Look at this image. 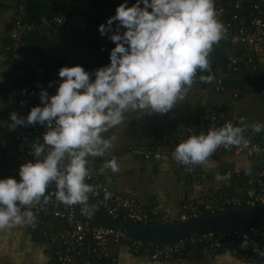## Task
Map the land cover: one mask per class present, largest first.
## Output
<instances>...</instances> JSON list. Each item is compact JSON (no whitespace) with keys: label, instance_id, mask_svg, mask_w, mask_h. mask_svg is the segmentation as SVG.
<instances>
[{"label":"clouds","instance_id":"1","mask_svg":"<svg viewBox=\"0 0 264 264\" xmlns=\"http://www.w3.org/2000/svg\"><path fill=\"white\" fill-rule=\"evenodd\" d=\"M214 3L134 0L128 6V0H123L98 25L99 34L114 43L109 63L92 71L80 65L60 67L58 77L62 79L54 94L41 88L40 104L31 107L26 116L9 114L10 129L39 124L45 131L43 143L31 145L35 162L19 167V179H0V230L32 224L31 206L42 198L44 203L54 196L68 206L92 207L88 201L94 188L85 182L89 177L87 158L102 157L113 147L116 135L106 138L104 134L125 124L126 113H168L185 101L197 70L210 72L209 54L224 33ZM212 79V75L199 76L206 83ZM4 123L0 121V125ZM251 128L258 133L264 124L257 122ZM244 131L227 122L206 134L191 135L175 146L172 158L185 166L204 164L218 147L246 143ZM103 168L119 171L115 158L106 161L101 171ZM250 172L249 166L245 174ZM52 182L55 190L48 192ZM246 243L245 238L242 246ZM257 253L264 256V251L257 249Z\"/></svg>","mask_w":264,"mask_h":264},{"label":"built area","instance_id":"2","mask_svg":"<svg viewBox=\"0 0 264 264\" xmlns=\"http://www.w3.org/2000/svg\"><path fill=\"white\" fill-rule=\"evenodd\" d=\"M132 3L134 0H128V6ZM119 4L104 1L100 10L115 11ZM214 7L217 18L224 26L221 40L228 44L225 52V70L212 74L213 79L209 83L199 80L201 74L197 70L193 84L210 87L217 92H225L235 101L244 91L228 86L225 82L243 65L245 71L249 70L248 83L253 84V89L249 93L264 99V75H260L262 71L264 72V66L258 62L264 59V0H215ZM63 25L61 16H56L51 21H43L39 25L25 22L22 4L14 12L11 27L5 33L4 42L0 44V51L6 54L8 63L7 75L2 83L7 103L0 105V112L7 119V129L0 131V163L23 165L26 162H35L31 155V145L34 142L42 143L44 127L39 124L17 126L15 129L8 127L11 123L9 119L11 112L17 113L18 116H26L31 107L40 104L38 94L42 87H38L33 82L34 69L25 57L24 36L39 28L46 29L49 26L62 28ZM43 89L52 95L56 87ZM232 109L230 113L222 109L204 111L197 117L190 118L184 129L185 137L206 134L208 130L223 127L227 122H231L234 126H242L243 117L234 115ZM178 136L173 140L178 141L183 137ZM244 139L246 143L239 146H220L216 151L230 150L234 153H244L251 159L264 154V132L258 139H250L246 136ZM158 142V136L154 131H150L146 139L124 147L120 154L121 156L141 155L144 159L153 158L156 155L151 147ZM255 148H259V151ZM172 152L171 149L169 151L171 158ZM102 157H106V154ZM93 158L96 157L87 158L89 177L85 182L93 186L94 191L89 194L106 214L145 225L173 222L165 214H153L150 203L142 195L118 193L103 184L93 164ZM179 165L181 176L185 179L200 183L205 177L203 173L197 172L198 165L185 166L180 163ZM235 176L240 184V193L227 194L213 190L207 195L187 199L182 202L178 219L175 221L264 203V166L252 165L249 174H245L243 170L235 173ZM2 178L6 177L0 179ZM14 178L19 179V177ZM54 190L51 188L48 192ZM106 192L110 194L108 199H105ZM82 209H85L84 205L68 206L57 201L54 196L47 203H44L42 198L39 203L31 206L35 220L32 224H28V229L32 235L43 239L51 247V264H119L117 250L121 245L127 246L134 254L166 262L196 249L200 243L205 244L206 262L212 260L219 252L229 250L244 260H258L264 264V256L257 253V249L264 251V224H259L261 222L156 243L136 239L106 227L94 220L91 208L83 211ZM23 210L24 206H21V211ZM245 238L247 243L242 246Z\"/></svg>","mask_w":264,"mask_h":264},{"label":"crops","instance_id":"3","mask_svg":"<svg viewBox=\"0 0 264 264\" xmlns=\"http://www.w3.org/2000/svg\"><path fill=\"white\" fill-rule=\"evenodd\" d=\"M104 1L118 4L122 0H0V44L4 42L14 12L21 4L27 22L40 21L39 25L46 19L51 21L61 16L64 24L62 28H39L24 36L25 57L34 69L33 82L42 88L56 87L62 79L58 77V69L62 66L80 65L86 71H92L109 63V50L114 47V43L107 36L99 34L98 25L105 23L115 11L100 10ZM227 47L224 40L214 44L209 54L210 72L198 70L199 74L212 75L222 69ZM7 70L6 54L0 51V105L7 103L1 85ZM248 82L240 88L244 93L233 102H230L225 92L219 93L210 87L193 84L185 101L168 113H126L125 124L104 134L106 138L116 135L113 147L105 153L106 157L93 158L101 182L118 193L142 195L150 203L153 214H165L170 221L178 219L182 202L189 199L194 191L232 190L240 193L235 173L246 170L250 163L264 166V154L255 159L229 153L219 158L211 156L204 164L197 166L206 177L199 186L181 176L180 165L169 156V151L186 139L184 129L190 118L221 106H235L237 114L244 119L241 126L245 128L243 135L258 139L264 130L254 132L251 125L257 122L264 124V99L249 93L253 84ZM0 121L5 122L0 125V131H5L7 119L2 112ZM150 131H154L159 139L151 147L155 157L144 159L137 155L121 156L125 146L146 139ZM178 135L183 137L178 141L173 140ZM113 158L119 165V171L114 173L108 168L101 171L104 163ZM117 256L119 264H263L258 260H244L233 251L226 250L216 254L209 263L204 260V251L195 249L162 262L134 254L121 245ZM0 264H51V258L46 245L38 236L30 233L28 225H20L0 230Z\"/></svg>","mask_w":264,"mask_h":264},{"label":"water","instance_id":"4","mask_svg":"<svg viewBox=\"0 0 264 264\" xmlns=\"http://www.w3.org/2000/svg\"><path fill=\"white\" fill-rule=\"evenodd\" d=\"M129 1H132V0H129ZM24 21L27 22V20L25 19V16H24ZM38 23H35V24L38 25ZM33 31H36V30H33ZM222 70H225V61H224V66L219 71H222ZM225 83L226 85H228V82H225ZM236 110L237 109L234 106L232 109L234 115L240 116L239 114H237ZM227 153L235 155V156H244L248 158L244 153H234L233 151H230V150H224V151L218 150V151H215L212 156H214L215 158H219L223 154H227ZM213 160H216V159L213 158ZM254 164L255 163H252V164L250 163L249 166L251 167ZM20 166L21 164L5 163V162L0 163V178L1 177H19L18 170ZM197 170L200 171L201 170L200 167ZM204 179H206V177H204L200 183H195V184L199 186L202 185L204 182ZM49 187L52 189H55V183L52 182ZM210 191L201 192V193H197L196 191H194L190 198H193L194 196L207 195ZM89 197L90 198H89L88 203L90 206H92L91 211L93 213V218L96 222L106 227L112 228L116 231L123 232L130 237L144 240V241H149V242H156V243L157 242H160V243L169 242V241L178 240V239L191 237V236H197V235H201L204 233L213 232L217 230L244 227V226H248L254 223H259V222L264 221V203H262V204L255 205V206L244 207L238 210L225 211V212H220V213H215V214L199 215L196 217H191V218H187V219H183V220H179V221H175L171 223L145 225V224H139V223H132V222H129L123 219L112 217L106 214L100 207H98V205L95 203L94 199L90 196V194H89ZM33 205H35V203ZM226 251H229V250H226ZM210 261L208 262L205 261V262L209 263Z\"/></svg>","mask_w":264,"mask_h":264},{"label":"trees","instance_id":"5","mask_svg":"<svg viewBox=\"0 0 264 264\" xmlns=\"http://www.w3.org/2000/svg\"><path fill=\"white\" fill-rule=\"evenodd\" d=\"M258 62H260V64L264 66V59L262 61L258 60ZM245 69H246L245 66L242 65L240 69H238L237 71H235V73L230 75L228 77V86L236 87V88L243 87L246 84L247 80H249V76H248L249 75L248 74L249 70L245 71ZM260 75H264V72L262 71ZM33 77H34V72H33L32 78ZM228 98L230 99V102H233V99L231 97H228ZM7 107H8V105H7ZM232 107H233V105L232 106L231 105L224 106V107L221 106V107H218V108H213L211 110L222 109L225 112L230 113ZM206 111H209V110H206ZM238 188H240V187H238ZM49 190H51V188ZM225 193L234 194V192H232V190H230V192L227 191ZM173 222H175V221H173ZM259 224H264V221L259 223ZM204 249H205V244L204 243H200V244L197 245L195 250H203L204 251Z\"/></svg>","mask_w":264,"mask_h":264},{"label":"flooded vegetation","instance_id":"6","mask_svg":"<svg viewBox=\"0 0 264 264\" xmlns=\"http://www.w3.org/2000/svg\"><path fill=\"white\" fill-rule=\"evenodd\" d=\"M2 85V84H1ZM2 92H3V90H2ZM41 241H43V243L46 245V250H47V253H49V255H50V258L52 257L51 256V247L49 246V245H47L46 244V242H44V240L43 239H41V238H39ZM51 262H52V260H51Z\"/></svg>","mask_w":264,"mask_h":264},{"label":"rangeland","instance_id":"7","mask_svg":"<svg viewBox=\"0 0 264 264\" xmlns=\"http://www.w3.org/2000/svg\"><path fill=\"white\" fill-rule=\"evenodd\" d=\"M135 145V144H134ZM137 156H139V157H142L141 155H137ZM143 158V157H142ZM178 164V163H177ZM200 173H201V171H199ZM181 174V173H180Z\"/></svg>","mask_w":264,"mask_h":264}]
</instances>
